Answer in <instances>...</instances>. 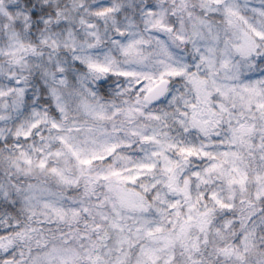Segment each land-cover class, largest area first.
<instances>
[{"label": "snow or ice", "instance_id": "snow-or-ice-1", "mask_svg": "<svg viewBox=\"0 0 264 264\" xmlns=\"http://www.w3.org/2000/svg\"><path fill=\"white\" fill-rule=\"evenodd\" d=\"M0 264H264V0H0Z\"/></svg>", "mask_w": 264, "mask_h": 264}]
</instances>
